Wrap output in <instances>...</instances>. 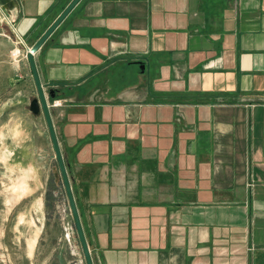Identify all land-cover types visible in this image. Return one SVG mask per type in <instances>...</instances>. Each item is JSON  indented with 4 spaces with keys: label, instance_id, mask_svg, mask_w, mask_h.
<instances>
[{
    "label": "crops",
    "instance_id": "obj_1",
    "mask_svg": "<svg viewBox=\"0 0 264 264\" xmlns=\"http://www.w3.org/2000/svg\"><path fill=\"white\" fill-rule=\"evenodd\" d=\"M34 58L93 264H264V0H80Z\"/></svg>",
    "mask_w": 264,
    "mask_h": 264
},
{
    "label": "rangeland",
    "instance_id": "obj_2",
    "mask_svg": "<svg viewBox=\"0 0 264 264\" xmlns=\"http://www.w3.org/2000/svg\"><path fill=\"white\" fill-rule=\"evenodd\" d=\"M10 3L0 0V264H85L44 116L30 109L35 38L18 34Z\"/></svg>",
    "mask_w": 264,
    "mask_h": 264
},
{
    "label": "water",
    "instance_id": "obj_3",
    "mask_svg": "<svg viewBox=\"0 0 264 264\" xmlns=\"http://www.w3.org/2000/svg\"><path fill=\"white\" fill-rule=\"evenodd\" d=\"M80 2V0H73V2L66 8V10L61 14V16L54 22V24L45 32V34L31 47V49L27 51V60L30 65V69L32 72V76L35 82L36 90L38 93V98L34 99L31 103V111L34 114H38L42 112L46 126L50 135L52 147L54 150L55 158L59 167L60 175L62 178V182L65 188L66 196L68 199V204L70 207L71 215L73 217L75 229L77 232L78 240L80 243V247L82 250V254L84 257L85 264H93V260L91 257L90 248L86 239V235L83 229V225L81 222V218L77 209L76 201L73 195L71 181L68 176L66 164L61 152V148L57 139L56 131L53 125L51 112L49 108V99H55L56 92L55 90H50L47 96L44 87L41 83L39 73L37 70V66L35 63L34 55L39 51V49L43 46L46 40L52 35V33L58 28L61 22L66 18V16L74 9V7Z\"/></svg>",
    "mask_w": 264,
    "mask_h": 264
},
{
    "label": "bare ground",
    "instance_id": "obj_4",
    "mask_svg": "<svg viewBox=\"0 0 264 264\" xmlns=\"http://www.w3.org/2000/svg\"><path fill=\"white\" fill-rule=\"evenodd\" d=\"M30 49H31V48H30ZM30 49H29V50H30Z\"/></svg>",
    "mask_w": 264,
    "mask_h": 264
}]
</instances>
